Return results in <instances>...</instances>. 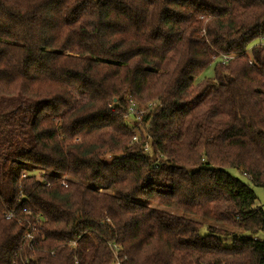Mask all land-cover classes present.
<instances>
[{
  "label": "trees",
  "instance_id": "trees-1",
  "mask_svg": "<svg viewBox=\"0 0 264 264\" xmlns=\"http://www.w3.org/2000/svg\"><path fill=\"white\" fill-rule=\"evenodd\" d=\"M259 42L264 0H0V264H264Z\"/></svg>",
  "mask_w": 264,
  "mask_h": 264
},
{
  "label": "rangeland",
  "instance_id": "rangeland-1",
  "mask_svg": "<svg viewBox=\"0 0 264 264\" xmlns=\"http://www.w3.org/2000/svg\"><path fill=\"white\" fill-rule=\"evenodd\" d=\"M222 59V57L220 58V60ZM219 60L216 59L214 60L215 62H217ZM223 60V59H222ZM215 62L210 64L206 70L197 78V81H208V82H213V78H214V66H215ZM133 106V109L130 110V117L127 118V120H129V122L133 123L135 120L133 119V116L132 114L135 116V119H139V113L140 115L145 112V106H139L135 103V105H132ZM230 172L239 177L240 179H242L243 181L245 182H248V179L245 175H243L240 171H238L237 169H230ZM258 196V201H257V204L262 207L264 209V187H258V186H252ZM154 206L156 207H159V208H162V209H166V210H172L173 212L177 213V214H183V212L179 211V210H176V209H172V208H168V207H165L163 205H160V204H156V203H152ZM207 225V224H206ZM205 225V227H206ZM209 225V224H208ZM207 225V226H208ZM28 226H30V224H28ZM33 226V225H32ZM35 227V226H34ZM205 227L202 229V233H205L206 232V229ZM27 231V230H26ZM25 231V233H26ZM24 233V234H25ZM242 234H245V235H251L250 232H243ZM254 236H256L257 238L259 239H264V232H259L257 234H255ZM225 242V245L227 246H230L232 245V242H233V238L230 237V238H227L224 240Z\"/></svg>",
  "mask_w": 264,
  "mask_h": 264
},
{
  "label": "built area",
  "instance_id": "built-area-1",
  "mask_svg": "<svg viewBox=\"0 0 264 264\" xmlns=\"http://www.w3.org/2000/svg\"><path fill=\"white\" fill-rule=\"evenodd\" d=\"M259 44L264 45V42H262V43L259 42ZM221 57L223 59V60L221 59V61L223 63H226L228 60L234 58V55H222ZM12 217H13V213L12 212L7 213V215H6L7 219H10ZM32 229L33 230H31V232H30V230H27L26 233L23 236L24 239L27 241V244L29 245L30 248H33L34 247V243H35L34 236H33V233H32V231H34L35 227H33ZM73 244H75V243H73Z\"/></svg>",
  "mask_w": 264,
  "mask_h": 264
}]
</instances>
